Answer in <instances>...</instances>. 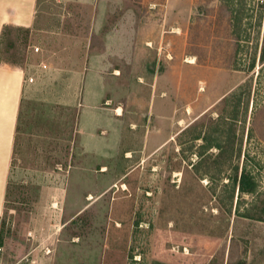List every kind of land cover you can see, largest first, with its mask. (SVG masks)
I'll return each instance as SVG.
<instances>
[{"label": "rangeland", "instance_id": "374dc122", "mask_svg": "<svg viewBox=\"0 0 264 264\" xmlns=\"http://www.w3.org/2000/svg\"><path fill=\"white\" fill-rule=\"evenodd\" d=\"M0 57L32 79L0 264H264V0H39Z\"/></svg>", "mask_w": 264, "mask_h": 264}, {"label": "crops", "instance_id": "0c3cea01", "mask_svg": "<svg viewBox=\"0 0 264 264\" xmlns=\"http://www.w3.org/2000/svg\"><path fill=\"white\" fill-rule=\"evenodd\" d=\"M38 5L39 0H0V56L1 41L5 30L16 27L32 29L37 19ZM53 40L59 44L57 46L59 56L55 57L53 61L57 65L55 66L56 71L61 74V28ZM38 55L40 54H37L39 59ZM41 56H43L44 60V54H41ZM82 66L85 67V63ZM71 72H73V79L78 78V82L80 84L83 83L84 70L82 71L77 66ZM114 73L118 75L120 72L115 69ZM28 80L26 68L2 61L0 57V233L15 153L24 90L27 83H30V79ZM118 109L122 110V108L118 107L116 109V114L121 115L122 112L121 114L117 113ZM105 169V167H102V170ZM13 264L25 263L20 259L14 261Z\"/></svg>", "mask_w": 264, "mask_h": 264}, {"label": "trees", "instance_id": "16d2710c", "mask_svg": "<svg viewBox=\"0 0 264 264\" xmlns=\"http://www.w3.org/2000/svg\"><path fill=\"white\" fill-rule=\"evenodd\" d=\"M248 183H250V179L244 175L243 177H241L240 182H239V188L243 191V192H251L253 190V188H249ZM2 240L0 237V247L2 246Z\"/></svg>", "mask_w": 264, "mask_h": 264}, {"label": "bare ground", "instance_id": "6f19581e", "mask_svg": "<svg viewBox=\"0 0 264 264\" xmlns=\"http://www.w3.org/2000/svg\"><path fill=\"white\" fill-rule=\"evenodd\" d=\"M121 112H122V111H121L120 109L117 110V113H118V114H121Z\"/></svg>", "mask_w": 264, "mask_h": 264}, {"label": "built area", "instance_id": "2783aa9c", "mask_svg": "<svg viewBox=\"0 0 264 264\" xmlns=\"http://www.w3.org/2000/svg\"><path fill=\"white\" fill-rule=\"evenodd\" d=\"M39 49L38 48H36V51H38ZM30 81H32V79H30Z\"/></svg>", "mask_w": 264, "mask_h": 264}]
</instances>
